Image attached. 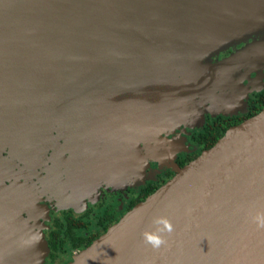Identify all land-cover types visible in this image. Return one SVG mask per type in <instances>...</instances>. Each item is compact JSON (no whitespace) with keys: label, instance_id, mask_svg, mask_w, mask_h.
I'll use <instances>...</instances> for the list:
<instances>
[{"label":"water","instance_id":"95a60500","mask_svg":"<svg viewBox=\"0 0 264 264\" xmlns=\"http://www.w3.org/2000/svg\"><path fill=\"white\" fill-rule=\"evenodd\" d=\"M263 8L264 0H0V264H29L38 249L49 256L39 191L24 183L30 168L52 163L51 151L59 156L60 133L97 117L96 131L73 135L67 158L77 194L120 155L122 130L123 150L146 161L156 131L192 121L221 84L264 62V44L213 59ZM108 122L116 137L101 131ZM177 158L175 176L72 264H264V231L249 220L264 209V110L187 166ZM160 216L175 231L153 251L142 233Z\"/></svg>","mask_w":264,"mask_h":264},{"label":"flooded vegetation","instance_id":"af4514ba","mask_svg":"<svg viewBox=\"0 0 264 264\" xmlns=\"http://www.w3.org/2000/svg\"><path fill=\"white\" fill-rule=\"evenodd\" d=\"M230 52L231 51L229 50L227 53ZM261 85L263 87L264 82L261 83ZM263 110L264 87H260V90L254 92L252 98L249 99L247 112L246 114H242L241 117L218 116L217 118L211 119L208 116L207 123L203 126V129L201 131L195 130L193 134H190L188 136V139L196 144L197 150L193 154L178 156V158L176 159V165L181 167V165L179 164L180 162H183L187 160V158L194 156V154H196L199 149L203 148L202 143H200L199 135L201 133H205L207 131L205 130L206 128L213 127L214 131L222 129L229 130L230 128L237 126L243 123L245 120L251 118V116H253L252 114H259ZM122 138L125 140L124 136H122ZM61 145L60 161L62 174L60 175V177L62 179L60 181L63 184L61 186V190H59L58 192H53L47 191L45 189V186L43 184L44 180L42 177H44L45 179L50 177V174L45 171V167L44 170H39V175L34 176L32 178V181L27 179V185L29 186L30 184L34 187L36 185V188L39 191L37 192V194L35 193L37 204L40 207V211L38 212L39 220L37 221V225L40 230H43L45 232L50 248L49 256L46 258L47 264H51V261H54L57 258L56 256L58 253L64 252L68 243L71 244V248L73 250L87 248L85 244H83L81 247H74L71 238L66 237V231L68 230L69 226L68 220L71 219L78 222V237H81L86 241L92 240L93 243L104 233H106V231H104L103 229L104 225L102 224H105L108 228H111L116 224V222H119L122 219V216L124 217L135 206L143 202L142 193L144 190H146L148 187L156 188L158 190L161 186H163V184L171 180L176 174L175 169H167L163 173L156 174L155 181H148L143 186H120L119 182L122 177L125 179H127V177L129 178L127 167L130 168V166H128V162H123L125 159L124 157L129 158V152L125 151V149L123 150V148H125V142H123V148L120 151V155L118 154V156L116 157L117 159L113 162V164H111L108 170V172L110 173L106 177L107 180L102 182L100 185H98L99 183L93 184V182L89 181L85 188L81 189L82 192L80 194H77L69 187L65 175L66 160L70 156L69 144L65 140H62ZM53 157L54 152L51 151L49 155L50 160ZM52 166L53 163H50L48 165V167ZM155 169L156 164L153 163L152 167L148 170H153L155 172L157 171ZM31 186L30 188H32ZM56 200L59 201V203H61L64 207H60L59 203L57 206ZM51 214H53L52 220L47 221L48 217H51ZM110 214L113 216L111 219H109ZM102 220H106V222L101 223ZM56 232H59L58 243H60V245L58 250L52 248L51 243V235Z\"/></svg>","mask_w":264,"mask_h":264},{"label":"rangeland","instance_id":"374dc122","mask_svg":"<svg viewBox=\"0 0 264 264\" xmlns=\"http://www.w3.org/2000/svg\"><path fill=\"white\" fill-rule=\"evenodd\" d=\"M253 20L256 22L255 27H251V25L240 27L235 34V38L230 39V43L221 47V51L217 53V56L213 57L215 62L219 63L232 56H236L247 47L264 44V8L262 12L253 17ZM229 50L231 52L227 53ZM263 82L264 62L247 65L245 68L238 71L234 76L229 78L228 81L221 84L218 92L211 93L204 104L198 106L199 109L195 114V119L191 118L190 120L192 121L173 129L156 131L153 135L157 143L155 145V153L152 157L148 156L147 160L144 162L141 158L140 160H135L124 157L125 159L123 162H128V166L132 167L133 172L127 179L122 177L119 185L124 187H129V185L131 187L143 186L148 181H155L156 174L163 173L167 169H175V156L193 154L197 150L196 144L190 141L188 136L193 134L195 130L201 131L203 126L207 123L208 116L214 119L218 116L241 117L242 114H246L249 99L252 98L254 92L260 90V87H264L261 85ZM192 92L194 91L192 90ZM197 114H203L205 119H196ZM139 154L142 155V148ZM153 163L156 164L155 170L157 171L155 172L153 170H148L152 167ZM58 203L59 201L56 202L57 206ZM59 205L62 208L64 207L61 203H59ZM52 218L53 214H51V217H48L47 221H51ZM121 218H123V216ZM44 235V239L47 241L45 232ZM85 250L86 248L73 250L71 244L68 243L65 251L58 253L56 256L57 258L51 261V264H72ZM43 259L44 257H42L41 249H38L36 251V256L33 255L29 257V261H31L29 264H47L46 258L44 261Z\"/></svg>","mask_w":264,"mask_h":264},{"label":"bare ground","instance_id":"6f19581e","mask_svg":"<svg viewBox=\"0 0 264 264\" xmlns=\"http://www.w3.org/2000/svg\"><path fill=\"white\" fill-rule=\"evenodd\" d=\"M79 116V118H82L83 116L82 115H78ZM108 117H104V119H103V121H100L101 123H106L107 121H108ZM97 120V117H96V119H95V123L97 122L96 121ZM94 123V124H95ZM125 123V122H124ZM90 125L89 123L87 124V126H86V128L85 129H81V126H73V127H69L70 129H72L73 130V132H70L69 134H71L70 136H68V135H62L61 133L58 135V138H60V142L62 141V140H65L68 144H69V148H70V150H71V146H72V139H73V137L75 136V135H77V134H80V133H82L81 131H84V130H86V129H89V128H91L92 129V131H96L97 129H95L94 127H97L98 126V124L96 123L95 125ZM109 124V122L107 123V125H104V126H102L101 127V131L102 132H105V133H108V134H111V135H113L114 137H116V134H115V131H113V129L108 125ZM132 127V126H131ZM130 127H128L127 128V131L129 132V129ZM124 129V128H123ZM132 132L134 133L135 131H133L132 130ZM124 133V134H123ZM122 134H123V136L125 137V147H130V144H128L127 142V132L126 131H123L122 130ZM129 134V133H128ZM74 135V136H73ZM62 138V139H61ZM113 139H115V138H113ZM128 144V145H127ZM73 148V147H72ZM60 152H61V147L59 148V151H58V157H57V153H55L54 152V157L51 159L52 160V163H53V166L52 167H46V166H43L42 168H40V169H43L44 170V167L46 168L45 169V171H47L49 174H50V177H48L47 179H45L44 181H43V184H44V186H45V189L47 190V191H53V192H55V191H59V190H61V186L63 185L62 183H61V177H60V175L62 174L61 173V158H60ZM129 154H130V152H129ZM72 155H73V153H72ZM59 158L58 160H56L57 158ZM71 158H72V156H71ZM69 159V160H67L66 161V168H67V165H68V161H69V163H70V161L72 160V159ZM129 159H130V157H129ZM38 162H40V161H38ZM65 163V162H64ZM113 164V163H112ZM126 166H127V164H126ZM40 169H34L33 167L32 168H30V170L29 171H32V173L30 174V172L27 174V176H29V180H31L32 181V178L34 177V176H37V175H39V173H36V172H39V170ZM37 170V171H36ZM109 170V169H108ZM108 170H107V172L105 173V175L103 176V177H101V178H99L98 179V177L96 178V177H94L93 178V176L92 177H90V180L89 181H91V182H93V184H96V183H99L100 181H102V180H104V179H106V177L109 175V173L110 172H108ZM130 170V168H128L127 167V171H129ZM44 171V172H45ZM66 171V170H65ZM131 171V170H130ZM31 175V176H30ZM93 178V179H92ZM104 178V179H103ZM102 179V180H101ZM24 185H26L27 186V191H28V193L30 194V190L32 189V188H30V186H28L27 185V182L26 183H24ZM92 185V184H91ZM83 188H85V186L83 187Z\"/></svg>","mask_w":264,"mask_h":264},{"label":"trees","instance_id":"16d2710c","mask_svg":"<svg viewBox=\"0 0 264 264\" xmlns=\"http://www.w3.org/2000/svg\"><path fill=\"white\" fill-rule=\"evenodd\" d=\"M252 115L255 116L257 114L255 113ZM253 116H251V117H253ZM205 130H207L205 133H201L199 135L200 143H202L203 148L199 149L197 151V153L194 154V156L187 158V160H185L183 162H180L179 164L181 165V168L187 166L189 163H191L196 158H198L203 151L212 148L228 131L225 129L214 131L213 127H211V128L208 127ZM148 188L146 190H144L142 193V201H144L148 196H150L155 191H157L156 188H150V187H148ZM112 217L113 216L110 214L109 219H111ZM105 222H106V220L101 221V223H105ZM68 224H69V226H68V230L66 231V237L71 238L74 247H81L83 244H85L86 247L88 248L90 245H92V240L86 241L85 239L78 237V235H77L78 234L77 229L79 228L78 222L70 219V220H68ZM102 225H104V227H103L104 231L107 232L109 229L107 227V225H105V224H102ZM51 237H52L51 238L52 248H54L55 250H58L59 245H60V243H58L59 232L53 233L51 235Z\"/></svg>","mask_w":264,"mask_h":264},{"label":"clouds","instance_id":"9594fccd","mask_svg":"<svg viewBox=\"0 0 264 264\" xmlns=\"http://www.w3.org/2000/svg\"><path fill=\"white\" fill-rule=\"evenodd\" d=\"M249 220L258 231H264V209L256 211L254 214L250 213ZM174 231V225L167 217H156L152 220V230L142 233V242L153 251H159L167 247V237H170Z\"/></svg>","mask_w":264,"mask_h":264}]
</instances>
